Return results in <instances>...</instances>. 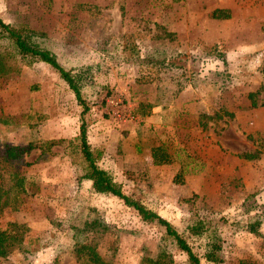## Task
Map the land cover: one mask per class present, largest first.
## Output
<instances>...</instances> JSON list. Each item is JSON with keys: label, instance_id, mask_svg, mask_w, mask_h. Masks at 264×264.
I'll list each match as a JSON object with an SVG mask.
<instances>
[{"label": "rangeland", "instance_id": "1", "mask_svg": "<svg viewBox=\"0 0 264 264\" xmlns=\"http://www.w3.org/2000/svg\"><path fill=\"white\" fill-rule=\"evenodd\" d=\"M0 18L33 30L62 66L83 73L88 104L82 113L55 68L14 56L0 36L11 65L0 76V170L11 163L29 190L0 214V228L25 224L37 248L29 260L15 250L0 264H78L80 241L112 264L156 256L190 264L162 226L94 191L76 146L82 120L101 150L97 163L169 220L200 264H264V0H0ZM164 58L171 64L159 79H136ZM59 138L66 141L3 161L5 143ZM91 217L99 219L85 236ZM254 219L258 233L247 228ZM214 238L218 260L209 261Z\"/></svg>", "mask_w": 264, "mask_h": 264}, {"label": "trees", "instance_id": "2", "mask_svg": "<svg viewBox=\"0 0 264 264\" xmlns=\"http://www.w3.org/2000/svg\"><path fill=\"white\" fill-rule=\"evenodd\" d=\"M213 15L215 17H226L228 13H223L221 10H215ZM35 32L33 30H27L25 32L17 29L10 23L5 22L0 18V36L8 39L12 43L14 48V56H20L23 59H28V61L40 60L43 61L53 68H55L61 77L62 80L66 82L68 87L74 93V96L77 102L82 106V113L88 110V104L82 94V86L84 77L82 76L79 70L75 73L71 69H67L62 66L55 54L48 48L43 47L38 41L34 39ZM7 54L0 51V76L7 74L11 71V65L5 60ZM169 58L161 59L160 61L151 62L150 69L148 71L140 70L143 73H139L136 79L140 81L153 82L159 79L160 70L165 69L166 64ZM144 62H140V65H143ZM171 64V63H170ZM169 65V64H168ZM176 78H174L175 80ZM180 81L176 79V82ZM179 84V82H178ZM179 88V87H178ZM256 92H250L249 97H251L252 105L256 104L254 96ZM151 107V105H150ZM77 138L76 146L78 147L82 158L84 160L85 172L83 176L91 180L92 187L94 191L103 193V194H112L120 199L123 203L134 208L141 218L145 221L154 222L164 228V232L169 236L176 245L185 251L188 256L190 264H200V257L193 251L191 245L188 243L186 238L177 230V228L167 219L162 217L158 212L146 207L142 202L133 199L129 195L125 194L118 182H116L112 175L105 168L101 167L97 163V157L101 155V150L94 149L90 146L86 138V125L82 120L80 124V130ZM65 138L53 139L43 141L41 143L29 142L27 145L19 144H3L2 149V158L5 162H11L13 160L19 159L25 152L30 151L35 147H40L43 145L50 146L56 143L65 142ZM72 142V140H68ZM157 149V148H155ZM43 150V149H41ZM156 151V150H155ZM153 149V157L155 162H160L161 159L157 158L156 152ZM249 157L257 156V153L245 155ZM29 193L26 179L20 175V173L13 168V165L10 163V167L0 170V214L4 211L5 208L17 209L19 202L22 199V195ZM99 218H86L84 221L81 231L84 232L85 236H88L92 226L96 223V220ZM102 221H100V224ZM260 220L254 219L248 225V230L258 233V226ZM199 228H195L193 233L201 234L202 231H197ZM27 231L28 226L25 224L18 223L16 221H9L7 226L0 228V257H6L13 251H19L23 258L29 260L37 251V248L31 246L34 240H27ZM37 240V239H35ZM215 238L211 241H208L206 251L204 256L209 261L218 260L217 257V246L215 244ZM75 258L78 261V264H112L111 261L103 258L95 248L94 244L80 241L75 246ZM54 264H60L58 258H55ZM148 264H164L162 259L158 256L150 257Z\"/></svg>", "mask_w": 264, "mask_h": 264}]
</instances>
